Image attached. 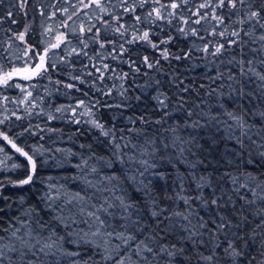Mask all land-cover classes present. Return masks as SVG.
Instances as JSON below:
<instances>
[{"label": "trees", "instance_id": "trees-1", "mask_svg": "<svg viewBox=\"0 0 264 264\" xmlns=\"http://www.w3.org/2000/svg\"><path fill=\"white\" fill-rule=\"evenodd\" d=\"M84 2L88 3V0ZM172 2L173 0H160V3L156 4L155 0H148L141 7L140 0H128L129 7L135 6V12L132 13L124 11L120 0H104L106 12H101L94 5L84 8L80 0H29L25 9L19 8V0H3L0 4V19L3 20V23H0V73L9 72L14 67L25 64L31 66L38 63L39 56L43 54L44 49L56 43L55 37L58 33L64 34L65 42L59 48L49 51L47 59L55 67L50 68L42 77L32 80L14 77L10 85L19 84L21 88L0 86V121H3L0 123V132L6 134L25 151H31L39 145H44L45 149L60 148L65 152H47L41 149L35 155L37 172L33 183L23 187H14L11 181L25 178L30 166L11 145L0 139V147L4 149L0 152V183L3 185L0 187V195L7 197V200L0 199V208H4L7 213V216L0 213V216L4 217L0 220V225L7 227L13 217H19L30 220L33 228H36L34 219L25 216V213L30 212L32 208H37L41 210L40 216L49 222L50 227H57L56 221L48 215L46 210H43L45 194L49 192L50 185L57 187L63 185L69 192L80 191L84 187L79 181L72 179L78 171L74 165L80 163L81 157L87 159L92 156L89 164L97 167L100 175L120 173L122 165L112 156V148L107 138L101 136L100 131L88 123L91 119L104 123L105 127H115L117 138L121 135L125 138L121 143L130 142L129 148L125 149L127 152L133 151L131 145H144L146 139H155L159 147L161 143H166L176 136L183 140L195 137L200 147H194V151L201 158L212 162L206 170L198 167L195 170L197 175L205 171L211 174L219 189L231 195L233 200L228 204L227 195H225V207H206L199 200L192 199V224L196 225L198 218H203L208 229H214L213 221H218L220 214L236 221L241 206L244 204V201L239 199V195H245V190L241 189L237 195L232 191V185L227 177L223 180L219 179L226 169L233 174L236 173L235 167L230 168L225 162L226 158L235 159L231 156V151L236 148L235 141L229 140L227 135L230 125L233 126L236 135H239L240 129L226 113L230 111L242 116L248 124L256 125L257 129L264 126V117L259 115V112L264 110V105L254 109L255 101L247 96L241 98L238 94L241 85L245 92L258 93L257 85L260 81L251 74L241 76L239 68L234 63L227 62L233 56L237 60L241 58L239 47L232 46L218 57L207 56L196 49L202 48L207 43L209 49L212 50L217 43L227 44L228 40L234 39L229 35L233 28L249 29L248 24L241 26L236 23L238 18L249 9L247 6L238 5L240 13H232L231 19L228 18L230 13L227 8L217 9V13H223L225 17L224 24L217 26V21L213 20L210 15L207 19H202L200 24L193 23L197 19L193 13L211 12V9H199V5L205 0H186V2L175 0L180 4L177 9L169 7ZM154 7L160 8L164 19L155 20L154 13L152 17L148 16V12ZM64 9L67 11H63ZM9 11L13 13L10 17L7 15ZM169 11L175 12L176 15L168 17ZM41 12L44 14L41 15ZM137 15L141 17L139 22L135 20ZM69 16L71 19H68ZM116 16H120L119 22L125 25L126 31L121 29L125 31L123 36L115 32L118 25L113 17ZM13 19L16 23H12ZM169 20L171 23L168 22ZM184 20H188L187 25L183 23ZM25 27H28V32L25 34L24 41L21 42L16 37L24 32ZM81 27L84 29L83 32H81ZM90 27L92 31L88 32ZM48 28H51L50 32L47 31ZM179 28H184L188 35L185 36L183 32L178 31ZM214 28L217 32L224 31V36L211 35ZM191 29H196L198 36H192ZM97 30H99L98 34ZM143 31L149 32L150 39L154 43L171 37V42L160 44V49L168 48L173 56L183 55L192 50L191 58L165 61L161 58L158 49L152 48L144 41L126 43L134 33L140 35ZM261 33H264V29L257 27L254 30V36H245L241 32V38L246 42L244 51L247 55L244 59H253L256 71L264 72V66H261L259 62L260 55L251 51L253 48H260L261 42L256 40L253 43V40ZM101 42L105 45L103 48L100 47ZM121 44L127 51L121 50ZM29 47L32 49L28 53L32 57L30 60L25 56V50ZM145 56L149 61L159 60L160 63L149 69L144 64ZM132 61H135V67H130ZM103 65H108L109 68L105 69ZM136 68H139V71H136ZM101 72H103L102 77ZM124 73L128 74L127 77L121 78ZM230 73L235 75L234 80L228 79ZM70 84L74 87H67ZM184 88L188 90L183 91ZM28 92L32 95L28 96ZM109 92L110 95H105ZM160 93L168 97L167 108L158 107L154 99ZM137 96L140 97L139 100L136 99ZM81 100L94 115L80 116L79 113L86 109L79 107L76 109V118L81 123L76 124L72 122L73 116L70 109L76 107ZM117 104H125L126 107L118 109L114 107ZM107 105H113V107ZM58 108L62 111H57ZM189 112L192 113L191 116L188 115ZM141 115L149 121L147 124H141L138 120L135 124L129 123L128 117L137 118ZM49 117H54V119H49ZM158 120L163 122L155 123ZM194 121H199L200 127H192ZM130 128L133 130L129 131ZM173 128L176 129L175 132L171 131ZM24 129H31L35 135L24 132ZM48 129H56V131L50 133ZM22 132L23 135H21ZM41 136L44 137L43 140H40ZM213 139L216 141L214 147L211 145ZM168 151L174 152L175 149L170 148ZM65 155H68V159H65ZM156 155L159 157L161 153L157 152ZM101 157L104 159H99ZM109 158L113 161L111 167L104 163ZM188 158L195 160L196 156ZM144 159L151 161L152 157L145 156ZM155 162L158 165L157 168L149 170L146 179L152 180L154 190L161 197L173 198L172 200L162 198L161 205L171 206L187 214L188 209L183 201L176 199L178 188L173 187L171 179L165 182L151 175L152 171H156L166 176H174L175 172L171 164L159 159ZM14 164L20 167L14 168ZM178 167L182 172H189L183 164H179ZM239 167L241 172L247 168L248 172L254 174L264 173V166L261 165L246 166L241 162ZM185 183L187 188L185 195L190 198L196 197V184L191 180ZM125 187L130 196H138L132 186L125 184ZM88 191L91 193L93 190L88 189ZM212 194V189H203V196L209 200ZM220 194L221 192L217 190L216 195ZM247 197L251 198V193H247ZM255 209L256 206L244 207L243 214L252 221V224L240 229V235L249 233L255 226L257 222L253 215ZM12 223L15 224V221L12 220ZM197 230L200 231L198 228ZM57 231H63V226L57 227ZM44 233L47 235V229ZM177 233L178 235L169 236L166 242L178 243V238L186 235L179 229ZM229 238L232 237L229 236ZM196 239L204 243L198 242L195 247L189 242L183 245L189 254H193L191 264H196L194 255L196 249L207 255L214 247L209 231H205L203 237ZM245 241L247 242L246 247H244V242L236 241L246 253L245 258L239 264H248L247 257L257 256L260 251L259 236L255 240H248L245 236ZM216 242L220 243L221 247L215 251L223 256L224 248L227 246L224 236L219 235ZM66 247L74 250L72 244ZM175 264H184V261L178 257Z\"/></svg>", "mask_w": 264, "mask_h": 264}, {"label": "snow or ice", "instance_id": "snow-or-ice-1", "mask_svg": "<svg viewBox=\"0 0 264 264\" xmlns=\"http://www.w3.org/2000/svg\"><path fill=\"white\" fill-rule=\"evenodd\" d=\"M120 2L125 12H135V6L129 7L128 0H120ZM147 2L148 0H140V6L143 7ZM181 2H186V0H181ZM2 3L3 0H0V4ZM28 3L29 0H19L18 6L21 9H25ZM80 3L84 8L94 5L101 12H106L104 0H88V3L80 0ZM155 3L159 4L160 0H155ZM238 5L247 6L249 10L244 12L236 23L241 26L248 24L249 29L243 27L239 29L233 28L229 35L234 39L228 40L227 44L217 43L210 50L206 43L202 48L196 50L205 53L207 56L218 57L222 56L224 51L232 46L239 47L241 58L237 60L233 56L227 62L229 64L234 63L239 68L241 76L251 74V76L260 81L257 85L259 89L258 93L245 92L243 85L238 90L241 98L247 96L250 100L256 102L253 105V108L256 109L264 105V72L256 71L253 59H244L247 55L244 51L246 42L241 38V32L245 36H254V30L257 27L264 29V15H262L264 13V0H205L204 3L199 5V9H211V12L201 13L197 11L193 13L197 17L193 23L200 24L202 19H207L210 15L213 20L217 21V26L222 25L224 24L225 17L223 13L218 14L216 10L227 8L230 13L228 18L231 19L232 13H240ZM169 7L177 9L180 7V4L173 0ZM63 11L66 12L67 9ZM153 13L155 14V20L164 19L160 8H152L148 12V16L152 17ZM40 14L43 15L44 13L41 12ZM7 15L10 17L13 13L9 11ZM175 15L176 13L173 11L167 13L168 17ZM68 19H71V16ZM113 19L117 21L118 25L115 28V32L121 36L125 35V25L119 22L121 17L116 16ZM135 20L139 22L141 17L137 15L135 16ZM168 22L171 23V20ZM0 23H3L2 19H0ZM12 23H16V21L13 19ZM183 23L187 25L188 20H184ZM121 29H125V31H121ZM47 31L50 32L51 28H48ZM83 31L84 29L81 27V32ZM87 31L91 32V27ZM178 31L183 32L185 36L188 35L184 28H179ZM27 32L28 27H25L24 32L19 33L16 38L23 42ZM137 32H139L138 29ZM98 33L99 30H97ZM191 35L198 36L196 29H191ZM211 35L223 37L224 31L217 32L214 28ZM171 39L169 37L168 39L161 40L159 43H154L150 39L149 32L143 31L140 35L134 33L132 38L127 40L126 43L131 44L136 41H144L151 45L152 48L158 49L161 58L165 61H169L170 59L176 61L190 59L192 50L185 52L183 55L173 56L168 48L160 49V44H168L171 42ZM200 39H203V37H200ZM55 40L56 43L44 49L43 54L39 56L38 63L31 66L25 64L20 67H14L9 72L0 73V86L21 88L19 84L10 85V81L14 77L32 80L36 77H42L50 68H54L55 65L51 64L47 59L48 53L51 49L59 48L65 42L64 34L58 33ZM256 40L261 42V46L258 49L253 48L251 51L260 55L259 62L261 66H264V33L256 37L253 43ZM104 46V43L101 42L100 47L103 48ZM120 48L122 51H127L124 49L123 44L120 45ZM30 51H32L31 47L25 50V56L28 60L32 59L28 55ZM143 60L149 69L160 63L159 60L149 61L147 56ZM220 62L224 63V61ZM103 67L105 69L109 68L108 65H103ZM130 67H135V61L131 62ZM136 71H139V68H136ZM127 75V73H124L121 78H126ZM221 75L223 74L221 73ZM102 76L103 72H101ZM75 79H79V77H75ZM228 79L234 80L235 75L230 73ZM157 83L159 82L157 81ZM180 83H183V81H180ZM67 87L72 88L74 85L70 84ZM187 90V88L183 89V91ZM110 94V92L105 93V95ZM27 95L31 96L32 93L28 92ZM136 99L139 100L140 97L137 96ZM154 99L157 101L158 107L167 108L166 101L168 97L166 94L160 93ZM107 106L113 107V105ZM79 107H85L86 109L84 112L79 113L80 116L88 115L91 117L94 115L91 109L81 100L76 107L70 109L73 116L72 122L76 124L81 123L76 118V109ZM114 107L120 109L126 107V105L117 104ZM57 111H62V109L58 108ZM226 114L240 129L239 135H236L233 131V126L230 125L227 135L229 140L235 141L236 148L231 151V156L235 157V159L226 158L225 162L230 168L235 167L236 173L233 174L226 169L223 175L219 176L220 180H223L225 177L228 178V182L232 185V191L237 195H239L241 189L245 190V195H239V199L244 201V204L241 206V211L237 215L235 222L231 217L220 214L218 221H213L215 225L214 229L209 230L203 218H198L196 225L192 224V199L199 200L206 207H225L224 196L227 195L222 189H219L215 178L211 174L205 171V173L197 175L195 170L198 167H203L206 170L212 162L201 158L194 151V147H200L195 137L183 140L181 137L176 136L166 143H161L159 147L156 145L155 139H146L144 145H131L133 151L127 152L125 149L129 148L130 142L121 143L125 138L123 135L117 138V129L115 127L108 128L105 127L104 123L91 119L88 123L98 129L101 136L107 138L112 148V156L122 165L120 173L113 172L112 174L104 173L100 175L99 169L89 164V159H92V156L87 159L81 157L80 163L74 165L78 171L72 179L79 181L84 187L80 191L69 192L63 185L59 187L50 185V190L44 197L43 210H46L48 215L56 221L57 227L63 226V231H57V227H50L49 222L40 216L41 210L37 208H32L30 212L25 213V216L34 219L37 225L36 228H33L30 220L13 217L12 220L15 221V224L10 220L7 227L0 225V233H3L0 234V264H175L178 257L184 261V264H191L193 254H189L183 245L185 242L192 243L194 247L198 242L203 244L202 240L198 241L196 238L203 237L205 231H209L214 247L207 255L196 249L194 252L196 264H221V261H223V264H239L245 258L246 253L236 241L244 242V247H246L245 236H247L248 240H255L257 236L260 237V251L257 256L247 257L248 264H264V173L254 174L248 172L247 168L241 172L239 167L241 162L246 166H264V126H260L257 129L256 125L248 124L242 116L230 111ZM188 115L191 116L192 113L189 112ZM259 115L260 117H264V110H261ZM17 118L19 119V117ZM49 119H54V117H49ZM213 119L216 118L213 117ZM128 120L130 124H135L137 120L141 124L149 122L143 115L137 118L128 117ZM162 122L161 120L155 121V123ZM0 123H3V121H0ZM192 127H200L199 121H194ZM132 130L131 128L129 129V131ZM48 131L51 133L55 132L56 129H48ZM171 131L175 132L176 129L173 128ZM24 132L35 135L31 129H24ZM21 135H23V132ZM0 139L11 145L17 153L27 160L30 166L25 178L11 181L14 187H23L33 183V178L37 172L35 155L41 149L47 152H65L64 149L60 148L54 150L45 149L44 145H39L31 151H25L2 132H0ZM43 139L44 137L41 136L40 140ZM215 144L216 141L213 139L211 145L214 147ZM170 148L175 149V151L169 152ZM2 151L4 149L0 147V152ZM157 152L161 153L159 157L156 155ZM70 154L75 155L74 153ZM145 156L152 157V160L144 159ZM189 156H196V159L189 160ZM65 159H68V155H65ZM99 159L103 160L104 158L101 157ZM157 159L160 161L166 160L171 164L175 175L166 176L164 173L156 171H152L151 175L159 177L160 180L165 182L171 179L173 187L178 188L176 199L183 201L188 209L187 214L171 206H162L160 203L162 198L168 200H172L173 198L170 196L161 197L154 190L152 180L146 179V176L149 175V170L157 168L158 165L155 162ZM104 163L106 166L111 167L113 161L109 158ZM179 164H183L189 169V172L180 171ZM13 167H20V165L14 164ZM189 180L196 184L197 195L194 198L185 195L187 190L185 182ZM125 184L132 186L138 196H130ZM0 187H3L2 183H0ZM205 188L213 190L210 200L203 196V189ZM88 189H92L93 191L90 193ZM217 190L221 192L219 196L216 195ZM247 193H251V198L247 197ZM0 199L7 200V197L0 195ZM232 200V196L227 195V203H232ZM245 206H256L253 215L256 217L257 222L249 233L240 235V229L245 225L252 224V221L243 214ZM0 213H4V216H7L4 208H0ZM3 218V216H0V220H3ZM45 229H47V235L44 233ZM178 229L186 235L179 237L178 243H167L166 241L169 236L178 235ZM219 235L224 236L227 244L224 248L223 256L215 251V249L221 247V244L216 242L219 239ZM229 236L232 238L230 239ZM68 244H72L74 250H69L66 247Z\"/></svg>", "mask_w": 264, "mask_h": 264}]
</instances>
